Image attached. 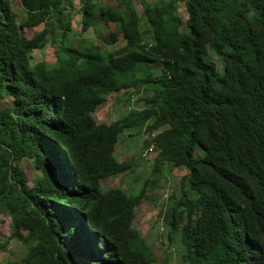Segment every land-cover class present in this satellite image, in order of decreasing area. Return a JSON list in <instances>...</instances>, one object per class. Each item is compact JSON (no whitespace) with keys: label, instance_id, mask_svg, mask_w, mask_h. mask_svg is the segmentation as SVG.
I'll use <instances>...</instances> for the list:
<instances>
[{"label":"trees","instance_id":"trees-1","mask_svg":"<svg viewBox=\"0 0 264 264\" xmlns=\"http://www.w3.org/2000/svg\"><path fill=\"white\" fill-rule=\"evenodd\" d=\"M11 1L0 0V101L11 98L0 104V214L11 230L0 247L16 238L25 254L9 264L155 261L129 221L148 177L134 195L101 185L132 168L112 152L121 130L141 126L150 135L143 146L157 152L152 177L177 160L185 168L179 196L170 193L158 210L178 231L181 262L264 264V0H141L150 42L133 0H18L23 16ZM74 12L102 44L74 36ZM100 21L115 31L101 35ZM52 32L55 65L31 64ZM119 34L123 46L102 48ZM133 88L150 91L141 109L93 121L108 93ZM30 154L44 166L31 184L18 164Z\"/></svg>","mask_w":264,"mask_h":264},{"label":"rangeland","instance_id":"rangeland-1","mask_svg":"<svg viewBox=\"0 0 264 264\" xmlns=\"http://www.w3.org/2000/svg\"><path fill=\"white\" fill-rule=\"evenodd\" d=\"M76 1V0H75ZM101 2H107L111 5L114 4V0H99ZM152 3H157L159 0H146ZM77 2V1H76ZM136 13L140 18L138 23L141 37L144 41L150 42L152 37V31L148 27L147 22L142 15L141 0H133ZM11 6L18 13V16H23L24 11L20 6L18 0H12ZM177 17L181 20L186 19L187 13L183 4H180L176 10ZM71 28L74 30V36L86 40L88 42H97L102 44V41L96 35L92 28H87L85 31H81L80 16L75 12L71 15ZM43 27L39 25L34 28H24L22 33L29 37L34 31H38ZM99 28L101 29V35L109 36L111 32L115 31V26L112 23L105 24L103 21L99 22ZM181 30L184 31L185 27L182 26ZM55 32V31H54ZM56 33V32H55ZM49 34L45 37V44L41 49L33 50L30 53L31 64H35L39 61L44 62L47 66H53L56 62L55 51L58 48V38L56 35L57 45L51 43V36ZM71 35V34H70ZM78 41L75 40V46H78ZM124 45V39L122 34H119V40L114 45H102V48L112 49V47H121ZM219 70L222 68L221 60L218 56L212 54L208 55ZM125 95H124V93ZM117 91L107 94L104 102L99 104L97 108L91 113L93 121L95 123H107L113 121L119 117L125 115L130 109H141L143 98L150 94L149 90L142 89H129L127 91ZM126 96L129 99H133L134 104L125 106ZM11 98H6L0 101V104L10 103ZM136 103V104H135ZM163 128L154 130L153 133L162 131ZM153 135V134H152ZM150 142V135H148L144 126L138 128L126 127L121 130L118 135V142L115 145L113 155L119 160H132V170L129 169L124 173H119L114 176H109L101 179V185L103 190L108 191L116 185L122 184V188L125 189L127 194H136L143 185V179L148 177V186L144 192V198L136 204L129 212V221L131 229L139 231L144 236L146 244L153 250L152 254L155 256V261L150 264H184L180 259V252L182 245L178 236V231L172 228L171 224L164 221L162 214L158 212L163 203L170 196V193H174L179 196V178L185 172V168L182 167L181 162L177 160L176 164L172 166H163L160 172H156L153 177L150 175L152 164L156 156L155 151H147L143 153L146 147L143 146V140ZM19 168L22 170L29 184L31 181L40 176L44 171V166H38L35 168L34 156H23L18 161ZM172 167V168H171ZM165 202V205H166ZM3 222L0 223V239L5 240L10 234V217L7 215H0ZM181 223L178 224L180 226ZM25 254L24 247L20 244L18 239L11 238L6 241V244L0 247V264H8L10 261L19 263L20 258Z\"/></svg>","mask_w":264,"mask_h":264},{"label":"clouds","instance_id":"clouds-1","mask_svg":"<svg viewBox=\"0 0 264 264\" xmlns=\"http://www.w3.org/2000/svg\"><path fill=\"white\" fill-rule=\"evenodd\" d=\"M178 18H179V17H178ZM186 18H187V17H186ZM184 20H185V19H184ZM184 20H181L182 23H184ZM182 26H184V24H182L181 27H182ZM184 27H185V26H184ZM185 29H186V28H185ZM180 30H181V28H180ZM181 31H182V30H181ZM184 31H185V30H184ZM218 72L221 73V70H219ZM115 92H117V91H115ZM111 93H112V92H111ZM108 94H110V93H108ZM106 96H107V95H106ZM104 101H105V100H104ZM104 101H103V102H104ZM91 116H92V115H91ZM119 134H120V133H119ZM119 134H118V135H119ZM151 137H152V135H151ZM117 142H118V138H117V141H116L115 145L117 144ZM115 145H114V148H115ZM114 148H113V151H114ZM152 150L155 151L153 145H152V144H149V146L146 147V149L143 151V153H146L147 151H152ZM112 153H113V152H112ZM155 153H157V152L155 151ZM113 156H114V155H113ZM0 215H2V214H0ZM143 237H144V236H143ZM20 244H21V243H20ZM21 245H22V244H21ZM22 246H23V245H22ZM23 247H24V246H23ZM151 248H152V247H151ZM24 249H25V247H24ZM152 252H153V250H152ZM153 254H154V253H153ZM20 259H21V258H20ZM19 261H20V260H19ZM10 262H11V263H12V262H13V263H16L15 261H10ZM10 262H9V263H10ZM9 263H8V264H9Z\"/></svg>","mask_w":264,"mask_h":264}]
</instances>
